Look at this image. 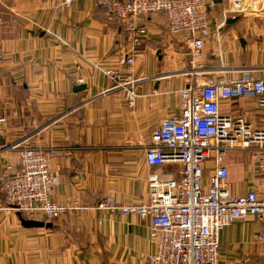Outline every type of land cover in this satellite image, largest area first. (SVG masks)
I'll use <instances>...</instances> for the list:
<instances>
[{"label": "crops", "instance_id": "1", "mask_svg": "<svg viewBox=\"0 0 264 264\" xmlns=\"http://www.w3.org/2000/svg\"><path fill=\"white\" fill-rule=\"evenodd\" d=\"M94 1L0 0V118L6 119L0 174L6 164L18 165L19 148L51 147L52 199L81 208L44 222L7 206L0 191V264H147L155 250L150 216H123L97 205L107 198L147 204L153 174L179 175L178 164L150 167L144 155L159 123L179 115L180 90L208 78L264 79V16L231 21L223 14L226 0H210L207 15L221 39L206 42L199 62L191 59L183 35L168 32L163 15L138 20L151 35L130 72V104L128 88H113L103 70L130 54L131 38ZM219 107L221 114L264 128V107L255 98ZM211 164H205L206 175ZM222 164L233 195L258 186L250 152H230ZM21 218L51 227L25 228ZM219 252V264H264V217L247 216L223 228Z\"/></svg>", "mask_w": 264, "mask_h": 264}, {"label": "built area", "instance_id": "2", "mask_svg": "<svg viewBox=\"0 0 264 264\" xmlns=\"http://www.w3.org/2000/svg\"><path fill=\"white\" fill-rule=\"evenodd\" d=\"M73 1L62 3L68 6ZM94 4L131 38L130 54L119 56L115 67L103 70L113 88H128L125 98L130 104L135 96L130 72L140 56L139 47L151 35L146 25L138 23L140 18L163 15L168 32L183 35L189 44L194 62L200 61L207 41L218 44L221 39L207 15L214 5L210 0H95ZM223 14L231 21L262 17L264 0H226ZM3 60L0 47V65ZM178 97L179 115L159 123L144 158L150 167L178 164L179 175L153 174L147 204L121 205L107 198L97 210L150 216L149 240L155 250L147 264H219V232L247 216L264 217V128H252L241 118L221 114L219 104L255 98L264 107V79L251 75L235 80L208 78L204 84L180 90ZM5 125L6 119L0 118V135ZM237 150L253 155L258 180V186L242 195L232 194L228 169L222 164L223 157ZM54 153L51 147L18 149V165L6 164L0 174V191L7 206L50 223L81 209L74 202L52 199L55 178L50 161ZM208 161L212 168L206 175Z\"/></svg>", "mask_w": 264, "mask_h": 264}, {"label": "water", "instance_id": "3", "mask_svg": "<svg viewBox=\"0 0 264 264\" xmlns=\"http://www.w3.org/2000/svg\"><path fill=\"white\" fill-rule=\"evenodd\" d=\"M83 89H85V86H77L74 91L75 92H80ZM21 225L25 228H50L51 224L50 223H44L40 221H35V220H26V219H20Z\"/></svg>", "mask_w": 264, "mask_h": 264}, {"label": "rangeland", "instance_id": "4", "mask_svg": "<svg viewBox=\"0 0 264 264\" xmlns=\"http://www.w3.org/2000/svg\"><path fill=\"white\" fill-rule=\"evenodd\" d=\"M253 161H254V157H253Z\"/></svg>", "mask_w": 264, "mask_h": 264}]
</instances>
